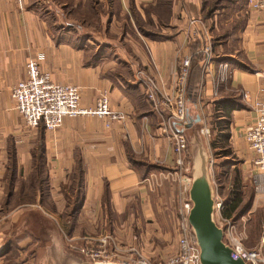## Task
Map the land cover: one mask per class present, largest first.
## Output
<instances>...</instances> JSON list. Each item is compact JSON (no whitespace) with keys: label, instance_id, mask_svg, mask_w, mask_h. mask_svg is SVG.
<instances>
[{"label":"crops","instance_id":"0c3cea01","mask_svg":"<svg viewBox=\"0 0 264 264\" xmlns=\"http://www.w3.org/2000/svg\"><path fill=\"white\" fill-rule=\"evenodd\" d=\"M190 18L205 29L188 39ZM207 38L214 57L204 74L196 57ZM183 57L198 73L187 114L205 122L216 100L236 98L233 129L240 132L253 116V100H264V8L247 0H0V253L25 234L39 240L24 226L36 212L52 220L61 215L71 233H112L127 246L134 233H151L145 225L154 216L178 205L165 131L171 112L150 102L137 72L167 92ZM30 59L54 82L77 85L84 105L105 92L123 118L108 127L80 116L63 118L54 131L26 128L10 93ZM187 85L196 81L187 77ZM167 171L171 179L159 177ZM259 198L262 191L252 211L264 208ZM74 202L78 209L71 211Z\"/></svg>","mask_w":264,"mask_h":264},{"label":"built area","instance_id":"2783aa9c","mask_svg":"<svg viewBox=\"0 0 264 264\" xmlns=\"http://www.w3.org/2000/svg\"><path fill=\"white\" fill-rule=\"evenodd\" d=\"M247 3L254 9L264 8V0H247ZM201 28L205 29V26L200 18H190L186 37L188 39L197 37L196 31ZM203 42L199 52L202 56V72L207 74L210 71L205 70L210 67L214 54L210 38ZM189 62V57H183L177 62L174 84L167 92L152 76L145 75L142 71L137 72L138 77L145 81L146 97L154 106L162 104L170 110L172 116L165 131L169 132L175 155L174 173L177 174V179L173 177L172 179L177 180L180 185L177 192L175 249L171 253L162 255L158 260L151 261L133 245H120L112 233L84 235L82 239L85 245L80 250L93 262L109 263L111 261L115 264H198L199 262L198 249L187 221L191 206L187 200V190L191 178L188 176L189 166H187L186 158L187 141L181 131L188 112L185 96ZM10 97L13 109L19 113L24 126L28 129L37 128L41 124L45 130L54 131L65 117L94 116L104 119L106 127L112 121L123 118V115L111 106L105 92L100 93L93 104H82L80 88L74 84L54 82L51 73L41 69L38 59H30L25 63V78L13 85ZM243 97L246 98L247 95L243 94ZM158 98H160V103H158ZM251 110L253 112L251 120L242 127L239 133L252 154L251 182L256 191L264 193V100H253ZM201 132L203 135H209L205 122ZM171 176L170 171L159 175L160 178L169 177L170 179ZM150 182L154 184L157 179L152 178ZM221 203L216 199L215 211L218 215ZM217 223L224 227L223 239L232 248L233 257L241 256L249 264H264V253L246 247L242 233L236 231L231 220L219 215Z\"/></svg>","mask_w":264,"mask_h":264},{"label":"rangeland","instance_id":"374dc122","mask_svg":"<svg viewBox=\"0 0 264 264\" xmlns=\"http://www.w3.org/2000/svg\"><path fill=\"white\" fill-rule=\"evenodd\" d=\"M221 4L222 1L215 3L216 6ZM212 113L213 111L210 110L205 114V124L209 129V135L202 134L201 128L203 127L204 122L200 121L199 123L202 124L199 129L201 134L198 136V134L193 132L191 136L193 140L191 143L194 145L198 143V140H201L207 150L208 170L216 199L221 202L224 201L231 191V188L236 187L238 190H241V206L245 205L246 207L251 202V193L254 192L255 195L257 194L250 178L252 170V154L247 148L246 142H244L242 136L238 133L240 126L236 127L238 132L234 130L235 125H233V116H227V120H218V116H215V114L212 115ZM219 124L225 127L222 131L219 129ZM220 132L224 136L227 135L225 136V139L224 137H219V135H221ZM187 134L190 136V129L187 130ZM211 142L215 144V148L210 146ZM189 156L187 150V166H189L190 170L191 163ZM257 203L263 205L264 198H259ZM26 207L28 206L21 208ZM43 208L47 209L45 206H43ZM251 208L252 205L233 223L236 231L242 233L243 242L246 247L264 253L263 208L257 207V211H252ZM177 209L178 205L175 206V208H170V211L165 215L157 214V217L154 216V220L145 225L146 228L150 227L149 230H151V233H134L135 237L132 238L133 246L138 250H141V253L149 257L151 261H156L162 255L174 251L176 245ZM55 217L56 219L53 220L57 225L51 220L45 219L43 220L44 222L42 221L43 227L41 228V231L40 228H31L39 238L38 241L29 235H26L23 239H13L9 249L0 253V264H47L46 257L48 251L50 253L51 249L54 247L63 248L65 256H76L81 260L86 259L93 264H115L111 261L109 263H96L90 260L80 248L85 245L82 237L84 235H94V233H78L79 235L71 233L68 228L70 222L64 223L61 215H55ZM215 219L219 222L217 211H215ZM24 226L30 229L29 219H25ZM57 254V263L54 264H63V259H65L63 254Z\"/></svg>","mask_w":264,"mask_h":264},{"label":"water","instance_id":"95a60500","mask_svg":"<svg viewBox=\"0 0 264 264\" xmlns=\"http://www.w3.org/2000/svg\"><path fill=\"white\" fill-rule=\"evenodd\" d=\"M200 119V115L192 117L187 114L186 122L181 129L185 135L187 150L190 155L191 166L188 176H190L191 181L187 190V200L191 206L187 215V221L198 249V264H249L241 256L233 257L232 248L223 239L224 227L219 225L215 219L216 197L208 170V153L201 140H198V143L196 142L197 144L194 145L191 143L193 132L198 134V136L201 134L199 130L201 126L199 123ZM188 129L191 130L190 136L187 134ZM31 219V231V228H40L41 231L43 220L45 219L55 223L48 215L45 216L41 212H36L35 216H32ZM34 236L37 235L35 234ZM57 253L63 254L65 258H62L63 264H93L86 259L81 260L76 256H65L63 248L58 247L52 248L50 253L48 251L46 263H57Z\"/></svg>","mask_w":264,"mask_h":264},{"label":"trees","instance_id":"16d2710c","mask_svg":"<svg viewBox=\"0 0 264 264\" xmlns=\"http://www.w3.org/2000/svg\"><path fill=\"white\" fill-rule=\"evenodd\" d=\"M211 7L213 4L210 5ZM209 14V13H208ZM197 60L202 65V56L200 53L197 54ZM198 67V66H197ZM190 69V67H189ZM199 70V67H198ZM188 79L190 80V84H192L194 81H196V86H188L186 87V102L194 104L196 102V96H197V80H198V73L191 74V71H188L187 74ZM238 100L236 98H226L223 100H216L213 103L211 111H213L212 115L215 114V116H218V120H227V116L232 115L233 113V107L238 106L237 105ZM41 125V124H40ZM42 127V126H40ZM225 128L223 125L219 124V129L222 131V129ZM221 134V132H220ZM227 136V135H225ZM224 135H219V137H224ZM210 146L215 148V144L213 142L210 143ZM42 167L41 165V159H38L37 169L40 170ZM79 175L76 177V181L78 182ZM237 180V177H236ZM75 181V182H76ZM236 182V181H235ZM75 184V183H74ZM235 185V184H234ZM241 190H238L236 187H232L231 191L229 192L227 198L222 201L221 208L219 210V215L223 218L229 219L232 222H235L239 217L248 210L249 207H251L255 193L252 192L250 196V204L245 207V205L241 206L242 204V197L240 196ZM78 209V204L74 202V205L71 208V211H76ZM262 214H264V208L262 209ZM27 234H25L24 238ZM19 239V238H18ZM35 239V238H34ZM17 240V239H15ZM36 240V239H35ZM11 245H8V247L5 249L7 251Z\"/></svg>","mask_w":264,"mask_h":264},{"label":"bare ground","instance_id":"6f19581e","mask_svg":"<svg viewBox=\"0 0 264 264\" xmlns=\"http://www.w3.org/2000/svg\"><path fill=\"white\" fill-rule=\"evenodd\" d=\"M100 263H106V262H100Z\"/></svg>","mask_w":264,"mask_h":264}]
</instances>
